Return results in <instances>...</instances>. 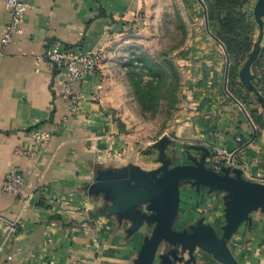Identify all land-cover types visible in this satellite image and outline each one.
Returning a JSON list of instances; mask_svg holds the SVG:
<instances>
[{
  "label": "crops",
  "instance_id": "crops-1",
  "mask_svg": "<svg viewBox=\"0 0 264 264\" xmlns=\"http://www.w3.org/2000/svg\"><path fill=\"white\" fill-rule=\"evenodd\" d=\"M7 1L0 0V264H134L148 232L129 236L115 220L102 217L101 198L88 189L99 170L126 166L104 165L94 155L95 147L102 146L100 138L108 133L106 103L91 96L102 86L91 78L79 111L70 116L61 95L67 73L55 70L46 54L52 45L99 50L114 38L118 24L131 22L135 11L147 9L153 0H25L29 9L22 33L4 45L10 22ZM218 70L206 73L214 85L210 92L191 93L192 111L177 120L170 139L193 154L203 153L194 146L206 147L211 152L208 162H214L218 149L225 150L233 154L235 165L224 166L241 169L239 163L246 159L259 172L264 127L242 103L240 109L229 95L222 96L227 83L220 87ZM187 86L190 91L196 88L191 79ZM63 118H68L66 126ZM39 129L52 133L43 149L33 134ZM20 148L36 154H21ZM11 170L28 177L27 190L33 193L29 202L4 191ZM14 220L18 230L9 235L5 227ZM231 246L242 264H264V212L252 214ZM195 264L214 263L199 257Z\"/></svg>",
  "mask_w": 264,
  "mask_h": 264
},
{
  "label": "rangeland",
  "instance_id": "rangeland-1",
  "mask_svg": "<svg viewBox=\"0 0 264 264\" xmlns=\"http://www.w3.org/2000/svg\"><path fill=\"white\" fill-rule=\"evenodd\" d=\"M257 2L250 0L245 8L251 16ZM134 14L131 22H122L115 27L111 41H105L96 50L99 66L88 83L92 78L93 82L102 86L96 89L98 95L93 90L91 96L94 100L101 98L106 103L103 111L107 114L105 124L108 133L106 138H100L102 146L95 147L94 155L104 165L135 163L154 169L161 165L155 143L164 137L173 138L172 130L178 121L192 111L189 106L193 104L194 96L191 93L198 95L203 89L210 92L214 85L207 72L219 69L221 76L218 84L222 88L227 83L228 60L223 47L209 33L203 0H153L147 9L137 10ZM259 37L260 30L256 27L254 41L257 42ZM144 62L165 78L164 91L160 94L162 97L157 95L149 110H144L138 102L130 79L142 78L146 83L156 78L148 74L150 68L144 67ZM196 69L199 70L198 74H192ZM189 79L194 81V86L198 83V87L192 91L187 86ZM202 82L204 88L199 84ZM224 91L221 90L222 96L229 95L226 86ZM237 102L242 103L238 100L236 105ZM255 107L263 111L260 105ZM167 153L173 157L175 164L191 163L186 148L181 145H170ZM193 155L201 156L197 153ZM208 163L213 165V162ZM181 190L179 227L187 228L205 217L206 222L215 226L221 235L225 224L222 195H209L208 190L198 192L189 185ZM231 249L233 251L234 248L231 246ZM234 254L237 255V250H234ZM196 255L197 259L205 258L220 264L201 250ZM156 264H161L159 258Z\"/></svg>",
  "mask_w": 264,
  "mask_h": 264
},
{
  "label": "water",
  "instance_id": "water-1",
  "mask_svg": "<svg viewBox=\"0 0 264 264\" xmlns=\"http://www.w3.org/2000/svg\"><path fill=\"white\" fill-rule=\"evenodd\" d=\"M253 14L260 26L261 36L240 69L239 79L249 93L256 95L264 111V97L253 83V66L259 57L264 35V0H258ZM170 145L173 142L169 137L155 143L161 165L154 170L146 171L129 163L124 167L107 169L106 173H110L107 180L96 176L88 186L91 195L102 198L101 186L115 188L111 197L113 205L106 207L107 211L100 215L115 220L118 212L126 211L128 218L122 214L123 217L134 223L129 236L151 227V231L144 236L134 264H156L157 258L161 264H168L166 260H171L170 256L159 254L162 246H174L182 254L176 258L180 264L196 263L198 250L209 254L220 264H242L230 244L242 225L251 221L254 212H264V184L245 179L239 168L222 166L220 171L215 170L208 163L211 152L206 147L194 146L195 150L203 151L201 156L187 152L190 164H175L173 157L167 153ZM129 170L145 178L146 183L143 184L133 173L127 174ZM185 185L195 187L198 192L208 190L209 194L222 195L225 224L221 235L215 226L206 222L205 217L191 225V231L176 227L180 218L181 189ZM107 193L110 194L109 191ZM135 208H139L138 211H134Z\"/></svg>",
  "mask_w": 264,
  "mask_h": 264
},
{
  "label": "trees",
  "instance_id": "trees-1",
  "mask_svg": "<svg viewBox=\"0 0 264 264\" xmlns=\"http://www.w3.org/2000/svg\"><path fill=\"white\" fill-rule=\"evenodd\" d=\"M201 1V0H200ZM250 0H203L209 33L223 47L228 60L227 90L229 97L241 101L258 124L264 127V111L258 113L254 105H259L255 94L249 93L239 79V71L243 62L249 57L257 42L254 41L256 27L261 29L257 21L246 10ZM264 21V16H263ZM260 39V37H259ZM264 35L260 44V54L253 66V83L264 97ZM263 43V45H262ZM142 62L143 59H140ZM144 67L150 68L148 74L156 77L146 83L142 78L130 79L135 88L138 102L144 110L152 107L154 98L164 91L165 78L157 73L146 62ZM139 74V73H138ZM179 82V79H177ZM164 84V85H163Z\"/></svg>",
  "mask_w": 264,
  "mask_h": 264
},
{
  "label": "built area",
  "instance_id": "built-area-1",
  "mask_svg": "<svg viewBox=\"0 0 264 264\" xmlns=\"http://www.w3.org/2000/svg\"><path fill=\"white\" fill-rule=\"evenodd\" d=\"M7 6L10 12V22L2 39L4 45L13 42L16 34L22 33V19L29 9V5L25 0H8ZM46 57L55 70L67 73V80L63 84L61 95L70 109V116H73L79 111L81 101L84 98V87L86 88L89 78L98 70V51L83 52L74 48L64 49L59 45H52L48 48ZM238 107L242 109L240 103H238ZM62 121L63 125L66 126L68 118H63ZM33 134L41 149L45 148L52 138V133L40 129L35 130ZM19 153L28 156L36 154L34 151H28L23 148L19 149ZM234 159L233 154H228L225 150L218 149L211 167L220 171L224 165L234 166ZM239 167L242 169L245 179L264 184V163L259 172L251 169L249 161L246 159L239 163ZM27 186L28 177L25 174L16 170H11L6 174L3 186L4 191L18 196L26 203L33 198V193L27 190ZM51 205L59 208L57 202H51ZM18 226V221L14 220L8 222L5 229L9 235H16ZM48 241L51 242L52 239L49 238ZM8 259L11 260L12 257L10 256Z\"/></svg>",
  "mask_w": 264,
  "mask_h": 264
},
{
  "label": "flooded vegetation",
  "instance_id": "flooded-vegetation-1",
  "mask_svg": "<svg viewBox=\"0 0 264 264\" xmlns=\"http://www.w3.org/2000/svg\"><path fill=\"white\" fill-rule=\"evenodd\" d=\"M175 163V162H174ZM160 167V166H159ZM156 169V168H155ZM154 170V169H153ZM126 173L127 174H130V175H132V173L133 174H135L134 173V171L132 172L131 170H129V171H126ZM110 173H106V170L104 171V170H99L98 172H97V176L98 177H103V178H110L109 175ZM159 175V174H158ZM135 176H137L138 178H140V176H138V175H136L135 174ZM142 181V183L144 184V183H146V179L145 178H140ZM107 180V179H106ZM190 186V185H189ZM193 188H195V187H193ZM115 188L113 187V186H108V185H105V186H101V188H100V195H101V197L103 198H101V202H102V207H100V211L101 212H105V211H107L106 210V207H108V206H112L113 205V200L111 199V197L114 195V193H112V191L114 190ZM110 192V194H108L107 192ZM138 209L139 208H135V209H133L134 211H138ZM125 213H126V211H125ZM125 213H123V212H118V214H116L115 215V222H116V224H117V226L122 230V231H124L126 234H128V232L132 229V227L134 226V223L132 222V221H129V220H127L125 217H127V214H125ZM122 214H124V216L125 217H123V215ZM120 216H122L123 218H121ZM118 217V218H117ZM128 218V217H127ZM179 221H180V218H179ZM196 223V222H195ZM194 223V224H195ZM191 225H193V224H190L187 228H180L179 227V225L177 224L176 225V227L178 228V229H189V231H191V229H190V226ZM148 230H149V232L151 231V227H146ZM148 232V233H149ZM162 253H164V254H167V255H169L170 256V259L171 260H166L167 261V263L168 264H180V263H178L177 261L178 260H176V258H178V257H180V256H182V254H180L179 253V251L174 247V246H170V247H165V246H162L161 247V249H160V252H159V254H162ZM186 259H188V257H186ZM192 264H195V263H192Z\"/></svg>",
  "mask_w": 264,
  "mask_h": 264
}]
</instances>
